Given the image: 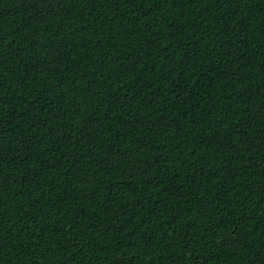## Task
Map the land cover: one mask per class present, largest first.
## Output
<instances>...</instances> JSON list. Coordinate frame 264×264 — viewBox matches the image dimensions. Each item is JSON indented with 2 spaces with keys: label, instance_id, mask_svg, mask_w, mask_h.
<instances>
[{
  "label": "trees",
  "instance_id": "obj_1",
  "mask_svg": "<svg viewBox=\"0 0 264 264\" xmlns=\"http://www.w3.org/2000/svg\"><path fill=\"white\" fill-rule=\"evenodd\" d=\"M0 264H264V0H0Z\"/></svg>",
  "mask_w": 264,
  "mask_h": 264
}]
</instances>
